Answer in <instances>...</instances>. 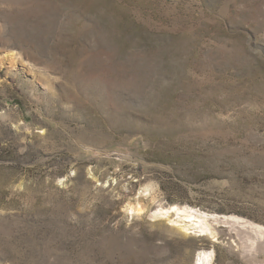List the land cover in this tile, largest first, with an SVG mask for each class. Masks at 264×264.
<instances>
[{"label": "rangeland", "instance_id": "rangeland-1", "mask_svg": "<svg viewBox=\"0 0 264 264\" xmlns=\"http://www.w3.org/2000/svg\"><path fill=\"white\" fill-rule=\"evenodd\" d=\"M198 250L264 264V0H0V264Z\"/></svg>", "mask_w": 264, "mask_h": 264}, {"label": "bare ground", "instance_id": "bare-ground-1", "mask_svg": "<svg viewBox=\"0 0 264 264\" xmlns=\"http://www.w3.org/2000/svg\"><path fill=\"white\" fill-rule=\"evenodd\" d=\"M132 214L136 213L138 215L143 214L144 208L137 204L135 206H130L129 208ZM173 213L172 217L170 216ZM152 218H169L170 223L177 225L186 234L195 235H206L213 239H217L218 233L214 227V224L209 222L206 214H199L197 210L189 209L188 207L171 206L167 209L157 208L156 212L151 215ZM212 239V240H213ZM211 252V251H210ZM213 253L199 254L197 257L196 264H212Z\"/></svg>", "mask_w": 264, "mask_h": 264}, {"label": "water", "instance_id": "water-1", "mask_svg": "<svg viewBox=\"0 0 264 264\" xmlns=\"http://www.w3.org/2000/svg\"><path fill=\"white\" fill-rule=\"evenodd\" d=\"M160 206H161L160 204H157V205L155 206V208H156V207H160ZM162 209H163V208H162ZM173 213H174V212H172V214H173ZM204 236H205V235H197V237H201V238L204 237ZM202 253H203V254H204V253L207 254L208 252H207V251H203V250H198V251L196 252V254H195V264H196V261H197V257H198V255H199V254H202Z\"/></svg>", "mask_w": 264, "mask_h": 264}]
</instances>
